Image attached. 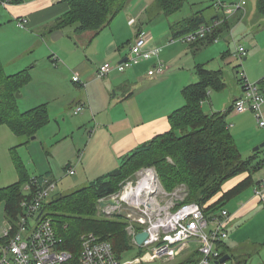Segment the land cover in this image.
Returning a JSON list of instances; mask_svg holds the SVG:
<instances>
[{"label": "crops", "instance_id": "obj_1", "mask_svg": "<svg viewBox=\"0 0 264 264\" xmlns=\"http://www.w3.org/2000/svg\"><path fill=\"white\" fill-rule=\"evenodd\" d=\"M221 1L227 3V0ZM246 1L245 11L233 15H226L225 10L218 8L213 0L209 6L215 13L210 18L206 17L207 9L194 11L193 15L201 13L205 24L217 19L223 21L217 33L218 41L213 42L209 38L184 45L171 42L173 27L191 16L167 21L168 27L160 25L158 27L163 30L154 33L152 23L164 15L159 5L157 11L152 9L151 0H128L123 11L100 33L88 31L82 34L76 33L75 26L54 28V21L69 10L65 0H25L21 4L0 8V61L7 75L22 71L30 75V81L19 92H27L24 104L28 108H24L22 100H17L18 108H24L19 109L21 112L45 105L49 114L51 110L56 113L57 120L63 118L65 122L69 116H78L79 120L72 127L73 134L83 133L92 124L82 152L79 150L76 159L74 153L65 161H74L69 165L76 169L74 176L88 184L117 169L120 160L143 143L170 130L168 117L185 104L183 89L198 82L197 69L219 71L224 80V69L241 67L235 54L237 46H243L246 50L244 71L237 70L236 75L245 74L252 83L264 80V15L257 11L256 0H251L252 3ZM191 6L196 8V3ZM22 20L24 24L20 27L18 22ZM121 27L129 28L128 36L118 34L117 29L120 31ZM131 28L135 29L134 32ZM141 31L148 33L147 46L160 50L159 57L167 71L159 77H150L148 71L156 63L152 58L141 60L124 72L114 70L103 81H98L94 75L97 70L108 62L113 65L122 63L129 55L128 47L130 49ZM7 68L13 71L8 73ZM75 73L87 81L86 87L73 82ZM168 81L167 88H163L162 85ZM225 85L219 91L221 94L226 93V82ZM242 95L243 85L239 79L226 99L217 100L215 97L213 101L209 97L206 101L210 105L211 101L214 102L211 113L230 112L227 116L230 130L235 127L230 122L236 116L232 106ZM79 106L85 108L75 114ZM262 111L260 121L252 112L243 115L250 114L258 127L264 130V104ZM260 140L264 137L258 138L257 143ZM261 170L252 177V185L232 196L224 206L229 213V236L222 251L229 257L226 260L229 264L235 261L264 264V200L256 195L264 178V174H259ZM1 173L0 168V179ZM51 173H39L33 177L52 179ZM248 175L228 181L224 192L234 188ZM13 181L15 184L19 179L16 177ZM5 209V202H0V231L6 223L9 224ZM3 233L4 230L0 233V242ZM191 254L184 256L178 264L184 263Z\"/></svg>", "mask_w": 264, "mask_h": 264}, {"label": "trees", "instance_id": "obj_2", "mask_svg": "<svg viewBox=\"0 0 264 264\" xmlns=\"http://www.w3.org/2000/svg\"><path fill=\"white\" fill-rule=\"evenodd\" d=\"M8 1L10 4H21L25 0ZM65 1L69 10L54 21V28L75 26L76 33L82 34L88 31L100 33L123 11L128 0ZM157 1L166 17L180 12L187 2ZM256 4L257 11L264 15V0H256ZM203 24L201 13L194 14L181 24L174 25V37L192 32ZM181 25L183 29L179 30ZM220 29L216 30L213 38L217 37ZM198 78L197 83L183 89L185 104L169 115L168 132L155 136L127 154L120 160L117 169L67 195L56 194L45 205L44 209L53 218L58 233L64 239L63 248L73 254L75 261L79 256L81 237L86 231L109 242L120 259L133 247L123 221L98 220L95 215L99 200L118 192L122 182L145 166H156L168 191L181 183L187 185L189 196L186 203L198 204L210 218L225 210L227 201L252 185V177L264 168L262 149L246 159L242 157L227 123L229 111L211 113L203 109L202 104L208 100L210 92L221 91L226 86L221 72L199 68ZM29 81L27 71L7 75L0 61V126H7L16 135L31 137L49 124L50 119L45 105L24 112L19 110L16 94ZM17 160L15 158L14 163L21 176L19 182L0 188V202H5L6 219L10 224H16L22 213V188L30 181L22 163ZM243 174L249 175L224 192L228 181ZM223 245H219L221 250ZM140 250L144 255V249ZM198 258V252H194L180 264H193ZM226 262L229 264V261ZM233 264L244 263L235 261Z\"/></svg>", "mask_w": 264, "mask_h": 264}, {"label": "built area", "instance_id": "obj_3", "mask_svg": "<svg viewBox=\"0 0 264 264\" xmlns=\"http://www.w3.org/2000/svg\"><path fill=\"white\" fill-rule=\"evenodd\" d=\"M211 1V0H207ZM218 8L225 10L226 15L244 12L246 0H231L229 3L213 0ZM8 0H0V8L9 5ZM222 20H215L203 24L196 30L179 37L171 42L194 44L199 41L213 38L216 30L222 25ZM24 21H19L22 27ZM148 33L141 31L129 49L126 61L118 65L105 63L96 72V78L103 80L109 74L118 70L124 72L135 66L141 60L156 59V63L148 71L150 77H159L167 71V66L160 59V50L147 46ZM237 60L243 62L246 50L237 46ZM74 83L86 87L80 74L72 77ZM243 95L236 99L232 110L236 114L252 112L257 120L263 118L262 106L264 104V80L252 83L246 75L242 79ZM84 106L77 107L75 114L84 110ZM149 172V175H148ZM76 169L72 166L66 168V175L73 176ZM139 180L134 186H125V194L115 193L99 200V207L109 216L119 213L124 205L138 217L128 214L132 224L127 232L132 243L136 246L135 237L138 233L146 232V240L140 246L145 249L141 258L144 262L156 258L171 260L187 252H198L199 258L193 264H227L221 262L223 257L219 245L223 244L229 236L227 229L229 213L222 210L219 214L207 217L203 209L196 203L179 202L178 197L173 199L165 192V199H161L162 190L155 189V176L150 171L139 173ZM58 181L46 177H33L23 187L24 200L21 203L22 213L16 224H8L0 242V264H122L112 245L89 233L81 238L78 260H74L71 252L63 248L64 239L58 233L54 220L48 216L45 205L57 194ZM123 190H121L122 192ZM256 195L264 200V178ZM114 199L116 205L100 206V202ZM193 246H195L193 248Z\"/></svg>", "mask_w": 264, "mask_h": 264}, {"label": "rangeland", "instance_id": "obj_4", "mask_svg": "<svg viewBox=\"0 0 264 264\" xmlns=\"http://www.w3.org/2000/svg\"><path fill=\"white\" fill-rule=\"evenodd\" d=\"M217 1V0H216ZM231 0H227V3H229ZM156 0H151V6L154 11H157L158 8V2L156 4ZM248 2H251V0H248ZM253 2V0H252ZM251 2V3H252ZM193 3H196V8L191 6ZM211 1L206 0H188L183 9L174 14V16H160L159 18H156L151 26V28L154 29V33L157 31H162L163 29L161 27H158L160 25L163 26H169L168 22H171L173 20H177L179 18H187L193 15L194 11L200 10V9H207L206 10V17L210 18L211 15L215 13V11H212L213 7H210ZM154 6V7H153ZM171 17V18H170ZM118 19V18H117ZM117 21V20H116ZM116 23V22H115ZM134 32V28H131ZM118 34L126 35L129 33V28L124 27L120 29V31L117 29ZM11 33L8 31V34ZM127 34L126 36H128ZM131 38V37H130ZM171 43V42H170ZM182 43V42H181ZM184 45H188L186 43H182ZM129 51V47H128ZM109 63V62H108ZM244 61L242 62L241 67L238 66L237 70L240 72L244 71L243 66ZM113 65L112 63H109ZM224 81L227 83V90L226 93H220L219 91L212 90L210 93L211 97L214 101V98L216 97L217 100H224L226 99V95L230 93V91L233 89V87H236L238 85L239 79L242 80L243 76L236 75V69L229 67L228 69H224ZM13 70L11 68H7V72H12ZM196 74L198 76V69L196 71ZM96 77V73L94 74ZM240 77V78H239ZM198 79V78H197ZM98 81H103L99 80ZM83 82L87 86V81L83 80ZM153 82V81H152ZM170 81L166 82L162 85L163 88H167ZM25 88V87H24ZM229 92V93H228ZM19 95L23 97H17V100H22V104H24L27 100V92L25 90H22V93H19ZM206 103V102H205ZM204 103V104H205ZM212 105H210V102H207L205 104L204 110L206 112H210L212 107H214V102H212ZM25 105V104H24ZM24 108H28L27 105L24 106ZM22 106L19 107L20 110L24 109ZM52 108V107H51ZM215 109V108H214ZM51 114H49L50 123L46 126L42 127L34 136L28 137V136H21L14 134L7 126H2L0 128V168L2 170L1 173V179H0V187L2 186H9L13 184V180L16 179V177L20 180L21 176L19 174V171L16 168V162L14 163V159L18 158V162L22 163L24 170L28 176H30L29 180L33 178L34 175H37L39 173L46 174L50 171L53 172L52 179H55L58 181V188H57V194L58 195H67L77 189L83 188L87 185V183L82 182L80 180L79 176H68L66 175V167L70 164H73V162H65L68 160V158L72 157L70 155L76 154L75 159L77 158V155L79 153V150L82 152L84 148V140H87L88 134L90 133L91 126H88L86 129L79 133H74V130H72L76 124V122L79 120L78 116H69L68 120L64 122V119L61 118L60 120L56 119V113L54 111H50ZM236 115L232 119V123L230 124L234 125L235 127L231 128L232 136L236 142L237 147L239 148L241 155L244 159L248 158L254 153V149L261 145L264 140H260L258 143L256 140L258 138L264 137V130H262L260 127H258V124L256 122V119L250 116V114L246 115H239L234 113ZM92 122V121H91ZM61 124L60 127L59 124ZM90 124V122L88 123ZM76 130V129H75ZM264 153V148L262 149ZM169 161L170 158H168ZM145 171H150L155 176L154 186L155 189L157 188L158 191L162 190L161 199H165L167 195H165V192L170 195L173 199L179 198L178 201L186 202L187 198L189 196V190L187 185L181 183L175 186V188L171 191H168L165 186L163 185V182L160 178V175L158 173V170L156 166L149 165L145 166L144 168L137 171L133 176L125 180L120 184V188L118 192L125 194L128 192L127 190H124V187L127 186H134L136 182L139 180L140 176L139 173H144ZM260 176L264 174V169L261 170L259 173ZM15 178V179H13ZM28 183V182H27ZM27 183L24 184V186L27 185ZM23 186V187H24ZM121 190H123L121 192ZM175 197V198H174ZM128 214L133 215L134 217H138L136 212L129 211L127 207L124 205L122 207L121 212L115 213L111 216L107 215L98 204V211L95 215V218L98 220H109V221H123L126 224V230L127 228L131 227L132 222L127 217ZM8 224L6 223L4 231L7 229ZM2 230V231H3ZM0 231V233L2 232ZM91 233L90 231H86L83 236ZM129 237V234H128ZM130 244L133 246L126 254L121 256V263L122 264H178V262L183 261V257L189 254L190 252H187L182 255H178L176 258L171 260H166L163 258H156L153 261L144 262L141 258L143 255H141V247L136 246L132 243L130 239ZM195 246H193L194 248ZM144 251H146L144 249Z\"/></svg>", "mask_w": 264, "mask_h": 264}, {"label": "water", "instance_id": "obj_5", "mask_svg": "<svg viewBox=\"0 0 264 264\" xmlns=\"http://www.w3.org/2000/svg\"><path fill=\"white\" fill-rule=\"evenodd\" d=\"M126 61V59L124 60ZM21 95L16 94V98L17 97H20ZM264 148V142L257 146L255 149H254V152H258L259 150L263 149ZM117 204V201L114 200V199H107V200H104V201H101L100 202V206L101 207H105L107 205H116ZM148 234L146 232H141V233H138L135 237V240L137 242V245L138 246H142V244L144 243V241L146 240ZM229 257L228 256H223L222 259H221V262H225Z\"/></svg>", "mask_w": 264, "mask_h": 264}, {"label": "bare ground", "instance_id": "obj_6", "mask_svg": "<svg viewBox=\"0 0 264 264\" xmlns=\"http://www.w3.org/2000/svg\"><path fill=\"white\" fill-rule=\"evenodd\" d=\"M148 175H149V172H148Z\"/></svg>", "mask_w": 264, "mask_h": 264}]
</instances>
